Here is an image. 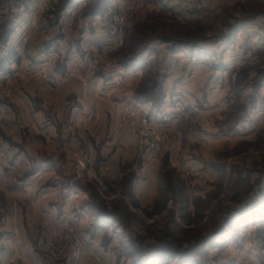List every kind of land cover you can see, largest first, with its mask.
Returning a JSON list of instances; mask_svg holds the SVG:
<instances>
[{
	"label": "rangeland",
	"instance_id": "374dc122",
	"mask_svg": "<svg viewBox=\"0 0 264 264\" xmlns=\"http://www.w3.org/2000/svg\"><path fill=\"white\" fill-rule=\"evenodd\" d=\"M0 147V264H264V0H0Z\"/></svg>",
	"mask_w": 264,
	"mask_h": 264
},
{
	"label": "built area",
	"instance_id": "2783aa9c",
	"mask_svg": "<svg viewBox=\"0 0 264 264\" xmlns=\"http://www.w3.org/2000/svg\"><path fill=\"white\" fill-rule=\"evenodd\" d=\"M138 5H136L137 7ZM123 121L125 117L133 120V124L140 125L143 128H146L149 130V121L146 117H143L141 115H138L135 112L127 111L123 113ZM127 118V119H128ZM151 135V133H149ZM143 151L140 156V165L137 168V170L133 169L131 171L134 172L135 177H141L143 175L148 174L149 170L152 168V166L157 162L158 158L162 155L164 151H170L174 149V145H171L170 143L161 144L159 142H156L151 137H148L147 134L140 142ZM2 159V149L0 147V160ZM130 172V173H131Z\"/></svg>",
	"mask_w": 264,
	"mask_h": 264
},
{
	"label": "crops",
	"instance_id": "0c3cea01",
	"mask_svg": "<svg viewBox=\"0 0 264 264\" xmlns=\"http://www.w3.org/2000/svg\"><path fill=\"white\" fill-rule=\"evenodd\" d=\"M147 62V59H145V54L144 55H142L140 58H139V60H137L136 61V63H135V66H134V70H135V76H137V75H140L141 74V70H142V67H143V64H145ZM140 105V104H139ZM146 106V105H145ZM145 106H144V108H145ZM140 108H142V106H140ZM144 110V109H143ZM146 110V109H145ZM147 111H150V109L149 108H147ZM119 143L120 144H122V140L120 139L119 140ZM113 157H115V156H113ZM151 178L149 177L148 179H146L145 181H137V182H135V183H133V186H132V190H131V194L134 196V198H137V197H145L146 195L147 196H151V194L155 191L154 190V186L151 184ZM262 187L264 188V183L262 184ZM145 195V196H144ZM86 218H88L87 216H86ZM83 220H81V222H82ZM103 226H105V225H103ZM108 226V225H107ZM100 228V227H99ZM106 228V227H105ZM110 228V227H109ZM101 229V228H100ZM97 233H98V231H97ZM99 234V233H98ZM96 236H98V235H96L95 234V237L94 238H96ZM100 236V235H99ZM217 236L219 237L220 236V233H218V234H215L214 235V237L213 238H217ZM113 238H114V236H113ZM113 240H115V239H113ZM204 240H207V238L206 239H203V242H204ZM110 246H111V244L109 245V247H108V252L110 251ZM157 251L154 249V251H148L147 253H146V255H148L149 256V258L147 259V260H145L146 261V264H154V262L152 261V258H153V256L154 255H157V254H159V253H156ZM168 254H170V253H168ZM174 254H170L169 256L171 257L170 259H171V261L173 260V258H174V256H173ZM175 260V259H174ZM170 261V260H169ZM142 262V261H141ZM144 263V261L141 263V264H143Z\"/></svg>",
	"mask_w": 264,
	"mask_h": 264
}]
</instances>
